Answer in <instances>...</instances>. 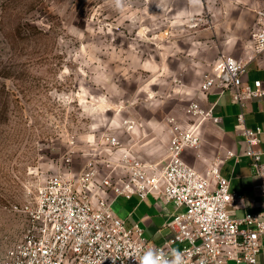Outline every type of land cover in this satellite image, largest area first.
Listing matches in <instances>:
<instances>
[{
	"label": "rangeland",
	"instance_id": "1",
	"mask_svg": "<svg viewBox=\"0 0 264 264\" xmlns=\"http://www.w3.org/2000/svg\"><path fill=\"white\" fill-rule=\"evenodd\" d=\"M186 5L0 0V259L27 227L14 207L31 202L51 175L80 173L90 160L101 176L115 174L123 151L164 164L172 117L184 128L198 123L205 136L212 121L188 113L201 101L204 70L190 68L195 64L176 37L209 18L186 17ZM107 136H117L120 148ZM202 141L187 159L199 170L211 145ZM134 206L120 197L111 208L125 220Z\"/></svg>",
	"mask_w": 264,
	"mask_h": 264
},
{
	"label": "built area",
	"instance_id": "2",
	"mask_svg": "<svg viewBox=\"0 0 264 264\" xmlns=\"http://www.w3.org/2000/svg\"><path fill=\"white\" fill-rule=\"evenodd\" d=\"M251 41L247 58L219 56L203 74L200 88L231 91L241 107L237 121L246 137V155L260 178L254 185V196L261 197L258 211L242 217L231 213L246 196L231 190L218 163L199 170L185 159L186 152L202 145L200 125L184 128L172 117L164 164L123 151L115 174L101 176L97 161L90 160L80 173L48 177L31 202L14 207L26 215L27 227L0 264H258L264 249V164L259 148L263 130L246 126L243 101L264 97V87L261 80L254 87L242 84V77L247 64L264 55V10L258 12ZM188 113L193 119L217 121L212 109L199 102H192ZM107 144L120 148L121 141L107 136ZM66 162L71 165L72 158ZM150 194L184 208L166 222L171 235L159 245L145 238L138 224L127 226L111 208L119 197L146 199Z\"/></svg>",
	"mask_w": 264,
	"mask_h": 264
},
{
	"label": "crops",
	"instance_id": "3",
	"mask_svg": "<svg viewBox=\"0 0 264 264\" xmlns=\"http://www.w3.org/2000/svg\"><path fill=\"white\" fill-rule=\"evenodd\" d=\"M260 10H264V0H187L186 17L206 12L209 18L208 23L196 32L176 37L177 43L183 40L181 49L196 65L190 68L204 70L205 73L221 55L247 58L252 53L251 35L258 26ZM257 80H261L264 87V55L247 64L242 84L248 83L254 87ZM200 100L201 106L212 109L213 117L217 119L212 120L205 136L201 133L202 139L206 138L207 143L211 144L208 145L210 151L205 159L206 167L218 163L221 174L230 180L231 190L246 196L242 205L231 211L234 216L242 217L245 212L258 211L261 197L254 196V185L259 183L260 178L246 155V137L237 121L240 105L233 100L231 91L220 93L218 89L203 92L200 88ZM243 104L246 126L252 129L261 127L263 130L259 135V148L264 164V97L248 98ZM188 154L185 153L186 160ZM125 199L135 203L125 219L127 226L138 224L143 229V236L155 245L161 244L171 235V229L165 224L181 208L159 195L150 194L146 199L138 196ZM140 208L142 212L137 214ZM258 264H264V249L258 255Z\"/></svg>",
	"mask_w": 264,
	"mask_h": 264
}]
</instances>
